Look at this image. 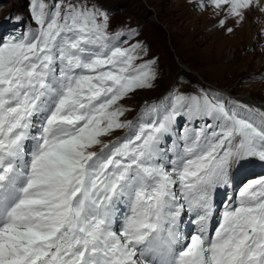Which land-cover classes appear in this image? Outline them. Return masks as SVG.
Listing matches in <instances>:
<instances>
[{"label":"snow or ice","instance_id":"obj_1","mask_svg":"<svg viewBox=\"0 0 264 264\" xmlns=\"http://www.w3.org/2000/svg\"><path fill=\"white\" fill-rule=\"evenodd\" d=\"M209 5L220 27L264 12ZM29 7L35 27L0 36V264H264V176L241 181L264 108L173 88L125 119L158 77L136 30L95 0Z\"/></svg>","mask_w":264,"mask_h":264},{"label":"rangeland","instance_id":"obj_2","mask_svg":"<svg viewBox=\"0 0 264 264\" xmlns=\"http://www.w3.org/2000/svg\"><path fill=\"white\" fill-rule=\"evenodd\" d=\"M95 2L109 13L110 31L127 33L135 29L138 35L132 40L143 42L148 51L145 59H156L158 77L154 88L137 91L121 102L133 109L125 119L133 118L145 101H155L173 88L185 92L200 88L219 90L264 108V12L258 7L245 10V19L239 24L236 18L229 17L220 27L219 20L225 13L217 14L210 5L200 9L196 6L198 0ZM29 5L30 0H0V36L7 28L6 36L23 31L22 22L25 27H35ZM228 27L233 28L231 33L226 31ZM231 49L233 56L229 55ZM245 94L247 98L240 97ZM120 135L122 131L118 130L105 139ZM246 174L251 177L248 179L264 176V164L250 163Z\"/></svg>","mask_w":264,"mask_h":264},{"label":"bare ground","instance_id":"obj_3","mask_svg":"<svg viewBox=\"0 0 264 264\" xmlns=\"http://www.w3.org/2000/svg\"><path fill=\"white\" fill-rule=\"evenodd\" d=\"M233 53H234V49H233V50L231 49V50L229 51V55L233 56ZM182 66L185 67L184 65H182ZM189 71H190V70H189ZM240 97H241V98H247L248 95L245 94V95L240 96Z\"/></svg>","mask_w":264,"mask_h":264}]
</instances>
